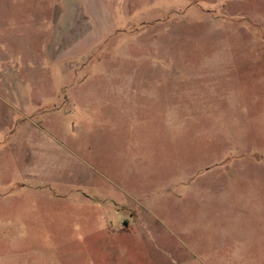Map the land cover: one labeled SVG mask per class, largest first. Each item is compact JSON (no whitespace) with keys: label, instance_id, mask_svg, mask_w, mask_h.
<instances>
[{"label":"rangeland","instance_id":"1","mask_svg":"<svg viewBox=\"0 0 264 264\" xmlns=\"http://www.w3.org/2000/svg\"><path fill=\"white\" fill-rule=\"evenodd\" d=\"M0 264H264V0H0Z\"/></svg>","mask_w":264,"mask_h":264}]
</instances>
